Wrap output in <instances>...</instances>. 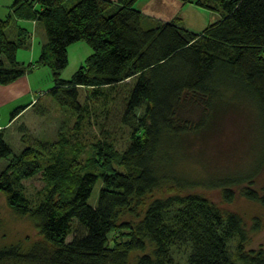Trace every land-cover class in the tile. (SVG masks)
<instances>
[{
    "label": "trees",
    "instance_id": "trees-1",
    "mask_svg": "<svg viewBox=\"0 0 264 264\" xmlns=\"http://www.w3.org/2000/svg\"><path fill=\"white\" fill-rule=\"evenodd\" d=\"M138 1L16 0V19L42 23L47 35L39 59L28 65L18 62L17 54L30 48L32 34L20 27L17 39L9 40L13 18L0 19V85L48 67L54 79L49 96L75 114L84 110L80 88L93 98L129 79L134 85L126 96L123 120L132 130L123 151L105 140L90 157H82L81 146L60 132L55 142L30 139L15 154L0 131V193L14 212L35 223L42 237L27 251L0 248V264H131L134 252H143L134 264H174L171 251L184 243L192 248L188 264H264L263 249L245 248L243 218L194 191L206 184L221 188L227 202L240 195L264 207V188H255L254 182L238 194L233 189L252 173L211 176L205 182L189 177L181 166L190 157L191 138L203 136L221 114L243 108L258 121L262 163L264 0H215L225 15L200 33L182 27L178 17L144 29ZM197 5L213 9L207 2ZM81 41L93 53L65 81L61 72L69 63L68 49ZM27 107L16 108L12 120ZM39 174L44 187L34 203L22 180ZM99 183L93 206L89 201ZM162 191L169 197L146 202ZM125 213L143 218L135 225L119 223ZM233 239L239 241L235 257L228 245ZM149 244L152 254L144 252Z\"/></svg>",
    "mask_w": 264,
    "mask_h": 264
},
{
    "label": "rangeland",
    "instance_id": "rangeland-1",
    "mask_svg": "<svg viewBox=\"0 0 264 264\" xmlns=\"http://www.w3.org/2000/svg\"><path fill=\"white\" fill-rule=\"evenodd\" d=\"M15 1L0 0V19L13 18L6 32L9 40L17 39L20 27L32 34L30 48L20 49L17 54L18 62L28 65L29 60L32 62L39 59L42 46L47 42V35L42 23L38 22L36 30L33 22L16 19L15 7H13ZM198 1L207 2L213 9L198 6ZM135 7L144 14L142 20L144 29L156 27L162 22H169L178 17L180 21L177 22L182 27L200 33L208 26L222 20L225 15L223 8L215 0H192L191 3H184L182 0H139ZM114 11L116 12V9ZM92 53L91 47L83 41L69 47V63L67 68L61 72V79L71 80ZM31 75V81L38 92L35 103L38 102L36 106L18 118L14 126L3 132L5 142L15 154L21 153L30 145V139L45 143L55 142L60 132L66 134L73 144L81 146L84 153L82 157H90L94 146L105 140L111 142L112 146L119 151L127 148L131 140L132 125L124 122L123 117L126 96L130 95L134 86H130L131 79L116 86L117 88H108L107 93L93 98H88V91L80 88L79 101L84 110L80 114H75L70 109L59 106L49 96L48 91L53 88L54 79L48 67H41ZM143 110H138L137 115H141ZM262 140L256 116L254 114L252 116L246 108L241 109L239 113L221 114L213 127L203 136L189 140L190 157H186L181 166L189 177L199 178L201 181L211 176H247L246 174L252 173L247 181L240 185L237 184L233 189L238 194L239 189L249 184L250 181L254 182L255 188L261 190L264 188V158L261 163V158L258 159L257 156L261 152ZM5 164L6 161H2L1 165L5 166ZM256 169L258 170L255 172ZM22 185L33 202L39 203L42 197L38 195L44 187L42 175L22 180ZM101 186L99 183L94 188L89 201L93 206L97 204ZM194 191L203 195L223 212L236 213L243 218L248 239L245 245L247 251L264 250L263 206L240 195H236L232 202H227L223 198L221 188L209 187L206 184L198 186ZM175 193L176 191L171 194ZM169 195L168 192H157L148 197L146 202L168 198ZM142 218V216L137 218L130 213H125L119 223L132 222L135 225ZM257 224L258 228L255 229ZM73 233L68 237V241L73 239L75 234ZM41 238L35 223L30 218L14 212L8 206L5 196L0 193V248L14 245L27 251L33 244L41 242ZM238 242V239H233L228 244L233 257L236 256ZM191 250L189 243L174 247L171 251L174 264H188ZM153 251L154 247L149 244L144 252L152 254ZM141 255L143 252L132 253L131 264H134L136 258Z\"/></svg>",
    "mask_w": 264,
    "mask_h": 264
},
{
    "label": "crops",
    "instance_id": "crops-1",
    "mask_svg": "<svg viewBox=\"0 0 264 264\" xmlns=\"http://www.w3.org/2000/svg\"><path fill=\"white\" fill-rule=\"evenodd\" d=\"M33 24L37 30L38 23L33 22ZM29 61L31 63V60ZM31 74L32 73L27 74L11 84L0 85V131H8L15 125L18 118L23 116L33 107L32 105L35 103L38 92L31 81ZM24 106L28 107L20 116L12 120V112L16 108Z\"/></svg>",
    "mask_w": 264,
    "mask_h": 264
}]
</instances>
